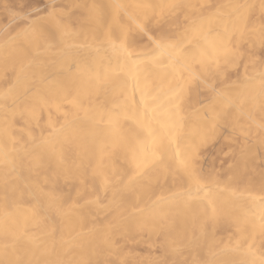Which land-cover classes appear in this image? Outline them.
<instances>
[{
	"label": "bare ground",
	"instance_id": "6f19581e",
	"mask_svg": "<svg viewBox=\"0 0 264 264\" xmlns=\"http://www.w3.org/2000/svg\"><path fill=\"white\" fill-rule=\"evenodd\" d=\"M195 1L186 0V7L167 15L164 27L174 33L176 18H183L188 7L192 12L182 23L189 34L203 18H211V24L205 23L206 29L211 28L209 42L225 26L238 35L245 24L244 10L229 0L213 11L203 6L207 0ZM49 2L57 19L38 43L20 50L6 46L2 32L15 27L27 11L19 13L9 6L5 10L0 0L6 18H0V260L55 264L59 259V264H81L84 260L77 253L95 262L115 259L119 254L96 251L105 246L109 227L113 241L119 238L136 245L144 231L153 246L155 237L164 232L158 245L168 264L239 261L250 258L245 255L249 244L264 250L260 203L264 158L252 151L254 142L242 137L237 177L244 170L252 172L255 164L261 173L243 177L240 189L233 179L216 182L214 176H207L211 163L206 150L230 140L214 133L217 127L212 131L213 121L208 118L214 116L212 108L220 112L225 98L232 99L226 122L229 132L239 134L237 115H251L252 76L243 73L240 84L235 79L226 87L216 86L219 77L235 74V67L229 66L221 75L209 76L207 87L188 83V73L174 72L169 66L167 53L153 52L146 37H137L136 51L147 54L142 60L155 56L161 63L136 61L139 70L104 85L111 55L104 40L109 25L122 39L116 18L127 23L125 12L141 11L135 5L181 4L182 0H44ZM244 3L249 9L261 0ZM116 5L125 7L118 10ZM185 31L175 37L182 38ZM98 47L103 59L93 60ZM73 61L80 62L79 71ZM259 81L260 76L255 81L258 94ZM179 84H186V89L177 107ZM212 88L222 95L214 98ZM77 99L80 107L73 104ZM145 104L150 114L156 110L151 129L136 123L135 114H142ZM101 105L112 111L115 123L110 124L107 116L101 122ZM157 150L162 152L161 162L140 178L143 160H150ZM189 157L194 159L195 174L202 177L199 185L184 175L182 162ZM134 176L137 179L130 182ZM63 183L70 185L67 194L58 192ZM160 216L165 220L162 225L156 221ZM15 237L19 243L11 248Z\"/></svg>",
	"mask_w": 264,
	"mask_h": 264
},
{
	"label": "snow or ice",
	"instance_id": "6c2138e0",
	"mask_svg": "<svg viewBox=\"0 0 264 264\" xmlns=\"http://www.w3.org/2000/svg\"><path fill=\"white\" fill-rule=\"evenodd\" d=\"M3 8L8 9L7 0H3ZM21 9H27V12L20 17L15 24V27H6L2 32V38L6 46L13 48H24L38 43L40 37L46 31L47 26L53 20H56V9L54 4L44 3V0H25V2L18 5ZM117 9H124L123 5H116ZM137 9L141 11L136 15H131L125 12L127 16V23H120L119 17L116 18V23L122 33V39L114 36L112 26L109 25L108 30L104 34V40L107 41L111 55L108 56L109 64L108 71L105 72L103 77V84L107 85L113 80L120 79L122 75H127L134 68L139 70V64L136 61L143 63H161V61L152 56L150 60H142V55L136 51L139 43L137 37L140 39L147 38L153 47V52L159 51L162 54L167 53L169 59V66L174 72H186L188 73V83L199 82L204 86H208L209 76H219L227 71L229 66H236L246 58L249 62L256 64L259 63L264 66V52L259 56L253 51H246L241 47V42L244 37L243 31H240L237 35L235 29H229L225 26L222 33H217L216 37L212 41H208V35L211 33V28H205V23L211 24V18H203L199 27L194 29L191 34L186 30L182 38H176L175 34L164 27L165 17L167 15L175 14L176 11L184 5L178 3H160L151 4L143 3L135 5ZM211 7V6H209ZM242 7V6H237ZM261 10L264 12V0H261ZM58 23V27H59ZM262 39L261 47L264 48V27L261 29ZM95 38V37H94ZM201 40H204L205 44H201ZM235 41V43H234ZM207 45V46H205ZM97 56L93 57V60L103 57L99 56L100 48L96 49ZM115 60V65L112 61ZM76 64L77 70L81 69L79 61H73ZM247 68V64L245 65ZM71 70V64L69 65ZM260 76V95L264 97V70L259 72ZM95 79L100 82L101 78L99 74ZM186 89V84H179L175 94L176 106H179V101L182 99L183 93ZM214 98L222 95L221 91L217 88L211 89ZM29 89H25L27 94ZM74 106L80 107L79 100L73 101ZM234 106L232 99L225 98L224 110L215 112L212 108L214 116L208 117L213 121L212 131L215 130L216 124L221 120H227L228 111ZM101 122H103L104 116L108 117L109 123H115L110 109H104L103 105L100 106ZM148 104L144 105L142 114L136 113V123L143 129L146 126L151 129L152 121L157 117L155 116V109L151 110ZM264 127V125H262ZM150 135L154 134L150 130ZM160 148H163V136L160 139ZM162 152L159 150L154 151L152 158L149 160L145 158L142 162V167L138 176L142 178L147 174V169L154 167L158 162H161ZM182 168L184 175L188 178L190 183L199 185L202 177L197 176L194 172V159L189 157L182 162ZM137 176L130 177V182H134ZM199 190V189H198ZM191 195V193H189ZM260 203L264 205V189H262V196ZM262 216H264V209H262ZM103 243L107 249H109V255H118L114 250V241L111 235V227L106 232ZM246 257L239 261H205L203 264H264V250H256L251 244H249ZM0 264H24L23 261L17 260H0ZM28 264H40L37 260L35 262H28ZM59 264V262H57ZM81 264H93L92 261H83ZM95 264H128L124 259H104L98 260ZM154 264H168L166 260H160L154 262ZM181 264V262H176ZM186 264V262H184Z\"/></svg>",
	"mask_w": 264,
	"mask_h": 264
},
{
	"label": "rangeland",
	"instance_id": "374dc122",
	"mask_svg": "<svg viewBox=\"0 0 264 264\" xmlns=\"http://www.w3.org/2000/svg\"><path fill=\"white\" fill-rule=\"evenodd\" d=\"M185 1L186 0H182L181 4L185 5L183 3ZM198 1L199 0H196L195 3H198ZM229 1L235 8H238L237 6H242L239 8H242L244 10L243 17L246 19V21L242 26L241 31H243L246 36L244 35L245 37L241 42V47L246 51H253L257 56H259L262 52H264V48L261 47V29L262 27H264V12H262L261 10V4H252V7L248 9L246 6L248 4H245L244 0ZM23 2H25V0H7L8 6L12 7L13 9H11L14 11H16L17 9L19 13H25L27 11V9H21L18 7V5ZM226 3L227 0H207V2L204 3L203 6H206L209 11H213L217 6H223ZM190 11L192 12L191 8H186L183 18H185V16H188ZM256 17H258V19H256ZM0 18L2 21H5L6 19L2 15V9H0ZM183 18H176L177 26L173 30L174 34H176L177 36L181 35L184 29H188V27L184 25V23H182ZM246 64L247 68L245 67ZM234 67L235 74L228 73L224 77H219L215 81V85L226 87L232 82V80L235 79L238 80V84H240L241 75L243 73L252 76V107L250 108L251 115L248 116L245 112L237 115L236 124L237 132H239V134L228 131V124L226 120H221L216 124L217 132L214 133L224 134L228 136L230 140L227 143H224L220 140V143H218L216 149H214L213 151H210V149L206 150V155L207 157H209L211 163L209 171L207 172V176H214L216 182H222L226 179H233L234 183L236 184V188L240 189L242 187L243 177L247 175L256 176L261 173L262 169L259 164H255L254 168L256 169L252 170V172L250 170H244L242 176L240 175L239 177H237V172H239L237 158L238 152L243 148V136L247 142H254V145H252V151H257L258 153L262 154V157L264 158V134L261 130L262 128H264L262 127V125H264V97H262L260 93L258 94L255 91V81L259 77V72L264 70V66H261L259 63L253 64L246 58L244 61L240 62ZM57 189L59 193L67 194L70 189V185L68 183H63L62 186H58ZM156 221L160 225H162L164 224L165 220L160 216L156 217ZM53 231L57 232V230L55 229ZM38 234L40 233L37 232L35 236L37 237ZM57 234L58 233H56L55 235ZM163 235L164 232H160L155 237L154 246L146 238L145 231L142 234L143 240L137 245L134 243L122 242L119 238H116L114 240V247L119 255L115 259H124L128 262V264H154V262L165 260L158 245V243L162 240ZM17 243H19L18 240L14 241L11 248H14ZM11 248H7L5 253L7 256L11 254ZM96 251L97 253L103 255H109L108 253L110 250L104 246L103 248H97ZM77 255L79 257H82L84 261H92L93 264H95V261L92 258H87L84 254L81 253H77ZM22 258L27 259L24 256ZM57 262L60 263V260H55V264H57ZM171 264H176V261L172 262Z\"/></svg>",
	"mask_w": 264,
	"mask_h": 264
}]
</instances>
